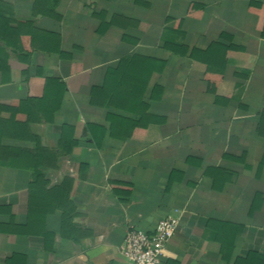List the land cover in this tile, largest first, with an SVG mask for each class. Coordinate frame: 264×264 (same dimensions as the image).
<instances>
[{
    "label": "crops",
    "instance_id": "1",
    "mask_svg": "<svg viewBox=\"0 0 264 264\" xmlns=\"http://www.w3.org/2000/svg\"><path fill=\"white\" fill-rule=\"evenodd\" d=\"M168 217L166 264H264V0H0V264Z\"/></svg>",
    "mask_w": 264,
    "mask_h": 264
},
{
    "label": "built area",
    "instance_id": "2",
    "mask_svg": "<svg viewBox=\"0 0 264 264\" xmlns=\"http://www.w3.org/2000/svg\"><path fill=\"white\" fill-rule=\"evenodd\" d=\"M178 219L168 217L161 220L153 232L131 230L120 248L129 264H166L165 254L168 240L178 227Z\"/></svg>",
    "mask_w": 264,
    "mask_h": 264
},
{
    "label": "trees",
    "instance_id": "3",
    "mask_svg": "<svg viewBox=\"0 0 264 264\" xmlns=\"http://www.w3.org/2000/svg\"><path fill=\"white\" fill-rule=\"evenodd\" d=\"M8 41H9V40H8ZM9 43H10L11 45H13L11 41H10ZM114 101H117V100H115V98H111V103H114ZM77 144H79V143H75V145H77Z\"/></svg>",
    "mask_w": 264,
    "mask_h": 264
}]
</instances>
